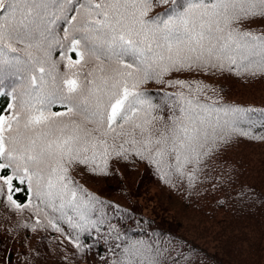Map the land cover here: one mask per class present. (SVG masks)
<instances>
[{
  "label": "snow or ice",
  "instance_id": "snow-or-ice-1",
  "mask_svg": "<svg viewBox=\"0 0 264 264\" xmlns=\"http://www.w3.org/2000/svg\"><path fill=\"white\" fill-rule=\"evenodd\" d=\"M164 6H169L164 13L149 15ZM57 18L68 25L63 41L44 40L49 48L62 44L60 60L68 71L59 77L44 66L50 51L44 60H34L30 51L44 47L36 36L37 22L51 24ZM255 19H264V0H81L78 5L74 0H0V74L20 65L7 55L17 52L15 44L23 43L29 57L22 67L28 73L23 96L15 89L0 90L12 97L8 114L0 110V191L6 189L8 200L20 208L11 193L20 190L17 183L26 184L54 211L53 198L60 199V209L79 211L67 176L73 164L106 174L110 159L134 156L154 164L169 183L172 172L184 175L186 165L199 166L234 136L260 139L238 127L251 110L200 104L183 91L178 93L184 102L180 115L155 128L162 118L152 114L154 105L140 91L149 81L163 84L172 73H232L235 67L237 76L241 69L251 76L264 74V35L242 27ZM125 56L134 62L127 63ZM90 62L96 67L85 72ZM166 86L204 90L180 81ZM57 104L66 111H51ZM80 219H85L82 211Z\"/></svg>",
  "mask_w": 264,
  "mask_h": 264
},
{
  "label": "trees",
  "instance_id": "trees-1",
  "mask_svg": "<svg viewBox=\"0 0 264 264\" xmlns=\"http://www.w3.org/2000/svg\"><path fill=\"white\" fill-rule=\"evenodd\" d=\"M80 2L74 0L75 5ZM167 7H154L149 15L164 13ZM67 27L62 18L51 24L38 21L36 36L44 47L30 50L34 60H44L45 51H50L51 57L44 66L57 77L68 71L60 60L62 44L53 43L49 48L44 37L63 41ZM242 27L264 35V19ZM14 46L17 52L7 55L20 65L0 74V90L15 89L17 97H22L28 88V73L22 67L29 57L23 43ZM124 59L133 63L135 58ZM95 67L90 62L84 71ZM240 71L239 76L235 67L232 73H172L163 78V84L149 81L141 85L140 91L154 105L152 114L162 118L155 128L162 129L180 115L184 102L178 93L183 91L187 99L200 104L251 110L245 112L238 127L260 139L234 136L211 156L204 157L199 166L186 165L184 175L172 172L169 183L161 178L154 164L134 156L126 161L110 159L106 174L73 164L68 167L67 176L69 187L76 190L79 211L71 206L60 209V199L53 198L54 211L34 198L26 184L18 183L14 187L20 190L11 193L21 205L16 208L8 200L6 189L2 190L0 264H148L149 259L155 264H264V74L251 76ZM176 81L199 84L204 90L193 88L189 93L188 89L166 86ZM11 101L10 95H0L2 114H8ZM51 111L66 109L57 104ZM170 163L175 165V160ZM193 168L197 169L195 173ZM190 175L194 177L191 180ZM87 176L102 178V185L90 184L85 180ZM4 209L17 215L16 222L5 217ZM80 211L85 216L83 221ZM19 214L25 235L41 233L32 246H27L19 233ZM78 224L83 227H73Z\"/></svg>",
  "mask_w": 264,
  "mask_h": 264
},
{
  "label": "rangeland",
  "instance_id": "rangeland-1",
  "mask_svg": "<svg viewBox=\"0 0 264 264\" xmlns=\"http://www.w3.org/2000/svg\"><path fill=\"white\" fill-rule=\"evenodd\" d=\"M86 181H88L90 184L92 183H98L99 185H97L98 187H100L103 183L102 181V178H97V177H92V176H87L85 178ZM101 183V184H100ZM154 187V186H152ZM155 192V188H153V191L152 193ZM2 213L5 215L6 218H8L11 222H16L17 220V215L16 214H8L7 213V210H3ZM22 215L19 214V219H20V222H19V229H20V235L21 237L24 239V242L27 246H32L34 245L35 241L39 240V238L41 237V233H34L32 234L31 236H28V235H25L26 233L23 231L25 230L26 228L24 227L23 223H22Z\"/></svg>",
  "mask_w": 264,
  "mask_h": 264
}]
</instances>
